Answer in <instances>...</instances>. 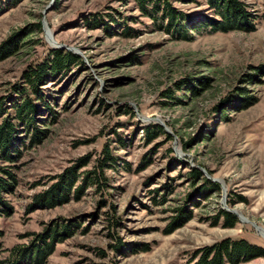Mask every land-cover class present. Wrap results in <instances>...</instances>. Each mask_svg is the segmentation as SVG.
I'll return each mask as SVG.
<instances>
[{"label": "rangeland", "instance_id": "rangeland-1", "mask_svg": "<svg viewBox=\"0 0 264 264\" xmlns=\"http://www.w3.org/2000/svg\"><path fill=\"white\" fill-rule=\"evenodd\" d=\"M244 1L264 12V0ZM94 15L110 27L91 26ZM37 22L41 31L29 32ZM13 34L25 41L0 60V100L6 102L22 71L57 45L81 57L83 66L43 88L53 97L55 117L41 112L48 119L38 122L45 135L15 162L18 183L6 195L12 213L0 217L1 258L28 245L33 233L71 222V234L55 243L44 264H186L198 247L225 237L264 248L256 229L264 231V74L256 69L264 64L262 18L251 32L178 40L153 27L131 0H0V44ZM199 77H207L209 86L198 95L178 88L202 87ZM243 95L254 104L241 109ZM226 100H235L233 108L216 110ZM128 108L132 115L124 113ZM149 123L163 126L171 138L146 142L141 127ZM105 146L115 164L104 169L100 188L71 193L54 207L27 208L65 167L83 160L80 171L94 167ZM193 167L220 192L189 200L186 173ZM178 208L191 218L167 232ZM220 209L236 216L233 227L223 226ZM239 264H264V256Z\"/></svg>", "mask_w": 264, "mask_h": 264}, {"label": "trees", "instance_id": "trees-1", "mask_svg": "<svg viewBox=\"0 0 264 264\" xmlns=\"http://www.w3.org/2000/svg\"><path fill=\"white\" fill-rule=\"evenodd\" d=\"M131 1L141 16L151 19L153 27L167 32L178 40H191L194 33L251 32L255 30L259 18L264 20V12L258 14L244 0ZM175 2L195 4L203 6V8L200 11H185L178 8ZM106 16L111 22L119 24L111 15L107 14ZM89 22L91 26L103 24L107 29L110 27L109 21L99 15L92 16ZM33 26L34 29L29 32L41 31L40 23L37 22ZM131 32L130 28L124 31L128 35ZM24 41L25 38H22L21 35H10L0 44V60L16 54ZM81 65L83 66L82 59L75 53L64 48H50L41 61L29 65L22 71L20 82L12 85L8 100L6 102L0 100V217L10 216L12 213V206L6 195L13 193L18 183L15 162L18 161L22 150L27 145L40 142L47 131L39 129L38 122L48 121L39 115L44 112L46 115L49 114L52 119L55 117L50 106V100L53 97H50L43 88L67 75L72 67ZM256 69L264 74V64ZM248 76L252 77V75ZM249 77L246 80H250ZM196 81L202 87L185 83L178 88L185 87L191 93L198 95L209 86L207 77H199ZM240 98L241 109L247 108L255 102V99L249 100L251 97L246 95ZM237 100L239 101V99ZM224 102L223 105H218L216 110L220 106H223V110L229 109L230 106L233 108L235 100ZM124 113L133 114L129 108ZM141 130L146 142H151L160 135L167 139L171 138V135L159 124L149 123L141 127ZM26 140L27 143H25ZM120 142L123 143L122 140ZM102 154V158L97 159L94 167L89 170L80 171V168L86 165L84 160L65 167L45 190L33 195L32 202L27 208L54 207L67 202L71 193L78 197L87 187L100 188L103 181L104 183L106 181L104 169L113 167L115 164V157L110 154L106 146L103 148ZM178 164L182 165L183 163ZM186 176L193 188V196L191 195L189 200H194L196 197L207 199L211 194L221 190L218 183L203 176L196 167L190 168ZM177 210L178 215L172 218L171 227L167 232L182 226L191 218L188 209L178 208ZM218 214L223 218L224 227H233L237 222L236 216L229 211L220 209ZM73 226L75 223L71 222L70 224L47 227L42 232L33 233L28 245L12 247L5 257H0V264H44L46 258L53 252L55 243L60 242L66 235H70ZM2 234L0 229V237ZM1 251L0 243V253ZM261 256H264L263 247L251 243L245 238L225 237L198 247L192 252L186 264H239Z\"/></svg>", "mask_w": 264, "mask_h": 264}, {"label": "bare ground", "instance_id": "bare-ground-1", "mask_svg": "<svg viewBox=\"0 0 264 264\" xmlns=\"http://www.w3.org/2000/svg\"><path fill=\"white\" fill-rule=\"evenodd\" d=\"M256 229L259 231V233H261L262 235H264V231H263V229L261 227H257Z\"/></svg>", "mask_w": 264, "mask_h": 264}, {"label": "water", "instance_id": "water-1", "mask_svg": "<svg viewBox=\"0 0 264 264\" xmlns=\"http://www.w3.org/2000/svg\"><path fill=\"white\" fill-rule=\"evenodd\" d=\"M51 43L54 44L55 42L52 41ZM56 47H57V48H63L64 46H63V45H57ZM69 50H70V49H69Z\"/></svg>", "mask_w": 264, "mask_h": 264}]
</instances>
